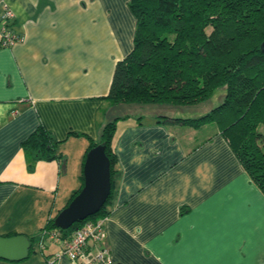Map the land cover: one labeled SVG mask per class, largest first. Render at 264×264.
I'll return each instance as SVG.
<instances>
[{
    "label": "crops",
    "instance_id": "0c3cea01",
    "mask_svg": "<svg viewBox=\"0 0 264 264\" xmlns=\"http://www.w3.org/2000/svg\"><path fill=\"white\" fill-rule=\"evenodd\" d=\"M6 1L23 39L0 46V235L32 240L25 259L0 264H77L56 258L61 244L42 230L80 186L85 152L116 108L104 97L136 21L129 0ZM157 115L116 123L110 264H264V193L218 126ZM39 125L60 157L29 166L22 142ZM36 236L41 256H31Z\"/></svg>",
    "mask_w": 264,
    "mask_h": 264
},
{
    "label": "trees",
    "instance_id": "16d2710c",
    "mask_svg": "<svg viewBox=\"0 0 264 264\" xmlns=\"http://www.w3.org/2000/svg\"><path fill=\"white\" fill-rule=\"evenodd\" d=\"M128 7L136 21L132 49L116 62L104 99L114 108L124 104L175 108L198 104L224 89L221 102L199 116L159 114L156 118L195 128L218 126L264 193V0H129ZM123 118L128 115L110 117L101 127L99 140L85 152L104 144L111 176L106 202L86 220L109 214L116 162L112 138L117 121ZM57 144L39 125L22 142L29 166L59 158ZM80 179L65 206L81 190L82 172ZM53 221L54 216L43 230L56 228L62 237H70L83 222L60 229Z\"/></svg>",
    "mask_w": 264,
    "mask_h": 264
},
{
    "label": "water",
    "instance_id": "95a60500",
    "mask_svg": "<svg viewBox=\"0 0 264 264\" xmlns=\"http://www.w3.org/2000/svg\"><path fill=\"white\" fill-rule=\"evenodd\" d=\"M264 47V43L262 44ZM83 186L73 199L54 217V225L67 229L72 224L95 214L106 202L111 190L110 161L104 144L90 148L85 156ZM30 240L26 235H0V258L20 261L29 254Z\"/></svg>",
    "mask_w": 264,
    "mask_h": 264
},
{
    "label": "built area",
    "instance_id": "2783aa9c",
    "mask_svg": "<svg viewBox=\"0 0 264 264\" xmlns=\"http://www.w3.org/2000/svg\"><path fill=\"white\" fill-rule=\"evenodd\" d=\"M14 12L6 0H0V46L9 47L21 41L23 35L12 27ZM107 215L96 219H84L70 237H62L58 229L42 230V239L48 237L59 241L60 251L55 257L65 256L77 264H95L112 262L106 246L105 220Z\"/></svg>",
    "mask_w": 264,
    "mask_h": 264
},
{
    "label": "rangeland",
    "instance_id": "374dc122",
    "mask_svg": "<svg viewBox=\"0 0 264 264\" xmlns=\"http://www.w3.org/2000/svg\"><path fill=\"white\" fill-rule=\"evenodd\" d=\"M224 89H217L214 94L207 100L202 101L195 105H188L184 107H173L168 108L164 105H144L139 107V105H120L111 111L113 117L114 115H144L145 119L151 117L150 115H157L160 113L167 115H175L181 117H196L203 113H206L211 108L215 107L221 102ZM38 239L39 236H36L34 239V251L31 253V256H41L40 251L38 250Z\"/></svg>",
    "mask_w": 264,
    "mask_h": 264
}]
</instances>
